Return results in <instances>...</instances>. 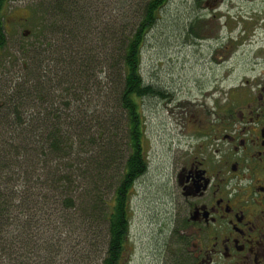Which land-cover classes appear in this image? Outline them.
<instances>
[{
	"label": "trees",
	"instance_id": "obj_1",
	"mask_svg": "<svg viewBox=\"0 0 264 264\" xmlns=\"http://www.w3.org/2000/svg\"><path fill=\"white\" fill-rule=\"evenodd\" d=\"M168 1L135 0L133 27L116 18L115 30L108 23L98 32L85 17L84 1L38 6L32 32L40 42L31 44L24 71L0 105L1 260L52 264L60 245L80 233L81 264H123L129 190L147 168L140 103L162 94L142 79L140 50ZM6 41L0 27V50ZM102 78L104 89L113 86L112 99L96 97L90 107ZM15 172L23 188L8 191ZM15 193L26 195L13 205Z\"/></svg>",
	"mask_w": 264,
	"mask_h": 264
},
{
	"label": "rangeland",
	"instance_id": "obj_2",
	"mask_svg": "<svg viewBox=\"0 0 264 264\" xmlns=\"http://www.w3.org/2000/svg\"><path fill=\"white\" fill-rule=\"evenodd\" d=\"M48 1L10 0L6 4L5 12L11 19L5 30L6 44L0 50V105L12 79L24 71L27 62L24 56L31 49V44L40 42L32 31L35 20L40 17L38 6ZM80 1L86 3L84 6L89 12L85 17L97 32L108 23L115 30L111 24L116 18L119 19L118 24L123 19L132 27L136 21L133 13L135 0ZM247 4L249 9L253 7ZM245 27L243 0H169L161 9L156 23L145 34L140 50V74L145 84H152L162 94L145 96L140 103L147 168L129 190V237L123 264H171L168 252H162L169 231L168 204L164 202L169 147L182 138L180 125L183 120L189 118L184 125L186 133L195 129L193 119L187 114L193 111L195 102L202 100L206 92L217 85L225 93L228 87H238L245 79L250 80L251 76L257 75L258 69L252 64L255 58L248 52ZM26 29L29 31L23 33ZM229 34L234 39L229 38ZM22 50L26 53H21ZM105 81L102 78V88L92 89L90 107L98 97L102 102L112 99L113 86L104 89ZM110 105L106 111L112 112ZM97 110L103 115L108 113L102 111L103 107ZM17 176L20 175L16 172L9 175L8 191L18 192L23 188L24 182ZM4 185L0 186L2 191L5 190ZM25 195L15 193V198L14 195L9 198L16 205L19 197ZM22 201L27 203L25 199ZM23 223L19 222L16 232L21 231ZM33 225L36 226L35 223ZM79 237L83 235L73 233L69 236L68 242L60 245L59 250H63V254L60 253L57 262L52 264H81L83 260L78 259L75 247ZM0 262L10 264L9 260L3 261L1 257Z\"/></svg>",
	"mask_w": 264,
	"mask_h": 264
},
{
	"label": "flooded vegetation",
	"instance_id": "obj_3",
	"mask_svg": "<svg viewBox=\"0 0 264 264\" xmlns=\"http://www.w3.org/2000/svg\"><path fill=\"white\" fill-rule=\"evenodd\" d=\"M9 1L0 0L4 33ZM243 5L257 75L206 92L187 114L195 129L186 133L183 120L169 147L162 252L171 264H264V0Z\"/></svg>",
	"mask_w": 264,
	"mask_h": 264
}]
</instances>
